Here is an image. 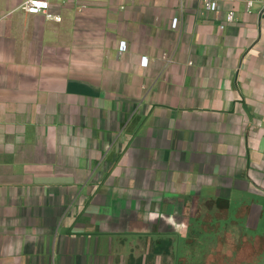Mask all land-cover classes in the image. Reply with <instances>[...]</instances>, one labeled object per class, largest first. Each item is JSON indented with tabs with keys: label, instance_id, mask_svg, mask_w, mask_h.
<instances>
[{
	"label": "crops",
	"instance_id": "crops-1",
	"mask_svg": "<svg viewBox=\"0 0 264 264\" xmlns=\"http://www.w3.org/2000/svg\"><path fill=\"white\" fill-rule=\"evenodd\" d=\"M25 1L0 0V264H257V9Z\"/></svg>",
	"mask_w": 264,
	"mask_h": 264
},
{
	"label": "built area",
	"instance_id": "built-area-1",
	"mask_svg": "<svg viewBox=\"0 0 264 264\" xmlns=\"http://www.w3.org/2000/svg\"><path fill=\"white\" fill-rule=\"evenodd\" d=\"M204 8L207 11L219 12L221 0H203ZM245 6L247 11H252L255 8L260 16L261 20H264V0H245ZM50 0H26L23 3V8L33 14H44L47 18L61 20V16L54 15L49 11ZM235 19V13L233 10L229 11L226 15L224 23L220 24L221 28L225 27L226 23L233 22ZM172 27L177 29L179 27V18H174L172 22ZM126 41L120 42V51L126 50ZM141 63L144 66H147L149 59L147 56H143Z\"/></svg>",
	"mask_w": 264,
	"mask_h": 264
},
{
	"label": "rangeland",
	"instance_id": "rangeland-1",
	"mask_svg": "<svg viewBox=\"0 0 264 264\" xmlns=\"http://www.w3.org/2000/svg\"><path fill=\"white\" fill-rule=\"evenodd\" d=\"M262 229L264 230V226H262ZM257 264H264V253L259 254V258H257Z\"/></svg>",
	"mask_w": 264,
	"mask_h": 264
}]
</instances>
